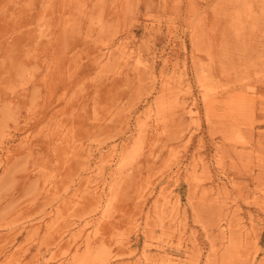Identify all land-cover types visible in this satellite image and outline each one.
I'll list each match as a JSON object with an SVG mask.
<instances>
[{
	"label": "rangeland",
	"instance_id": "1",
	"mask_svg": "<svg viewBox=\"0 0 264 264\" xmlns=\"http://www.w3.org/2000/svg\"><path fill=\"white\" fill-rule=\"evenodd\" d=\"M263 30L264 0H0V264H264Z\"/></svg>",
	"mask_w": 264,
	"mask_h": 264
},
{
	"label": "bare ground",
	"instance_id": "2",
	"mask_svg": "<svg viewBox=\"0 0 264 264\" xmlns=\"http://www.w3.org/2000/svg\"><path fill=\"white\" fill-rule=\"evenodd\" d=\"M234 1H235V0H234ZM8 2H9V1H8ZM83 2H84V0H83ZM228 3H229V2H228ZM233 3H234V2H233ZM233 3L230 2V4H232V5H233ZM235 4H236V2H235ZM247 4H248V3H247ZM84 5H85V4H84ZM244 5H245V4H244ZM75 6H76V5H75ZM227 6H229V5H227ZM223 8H224V7H223ZM226 9H227V8H226ZM224 12H225V11H224ZM252 12H253V11H252ZM226 13H228V12H226ZM98 14H99V13H98ZM98 14H97V15H98ZM227 15H228V14H227ZM223 16H224V15H223ZM228 16H229V15H228ZM89 17H90V16H89ZM95 17H96V16H95ZM97 17H98V16H97ZM99 17H100V16H99ZM101 17H102V16H101ZM101 17H100V19H101ZM221 18H222V17H221ZM223 19H225V17H224ZM101 20H102V19H101ZM244 20H245V19H244ZM90 21H92L91 18H90ZM94 21H95V20H94ZM94 21H92V22H94ZM225 22H226V21H225ZM245 22H246V21H245ZM228 23H229V22H228ZM49 24H50V23H49ZM100 24H102V23H100ZM104 25H105V24H104ZM234 26H235V25H234ZM96 27H97V26H96ZM225 27H227V26H225ZM246 28H247V27H246ZM42 29H43V28H42ZM44 29H46L45 26H44ZM99 29L102 30L101 27H99ZM226 29H227V28H226ZM226 29H225V32H226ZM238 29H240V28H238ZM256 29H257V28H256ZM36 30H37V29H36ZM90 31H91V30H90ZM97 31H98V30H97ZM201 31H202V30H201ZM222 31H224V30H222ZM257 31H258V30H257ZM263 31H264V30H263ZM98 32H99V31H98ZM100 32H102V31H100ZM204 32H205V31H204ZM227 32H228V31H227ZM234 32H235V31H234ZM238 32H239V31H238ZM259 32H260V31H259ZM43 33H44V32H43ZM255 33H256V32H255ZM262 33H263V32H262ZM88 34H89V33H88ZM90 34H91V33H90ZM90 34H89V36H90ZM233 34L235 35V33H233ZM193 35H194V34H193ZM223 35H225V34L223 33ZM239 35H240V33H239ZM239 35H238V36H239ZM255 35H257V34H255ZM44 36H45V35H44ZM96 36H97V35H96ZM96 36H95V37H96ZM98 36H99V33H98ZM221 36H222V34H221ZM227 36H228V35H227ZM231 36H232V35H231ZM238 36H237V37H238ZM232 37H233V36H232ZM200 38H201V37H200ZM233 38H235V37H233ZM257 38H258V37H257ZM257 38H255V39H257ZM260 38H263V37H260ZM31 39H32V38H31ZM196 39H198V38H196ZM226 39H227V38H226ZM255 39H254V40H255ZM263 39H264V38H263ZM263 39H262V40H263ZM206 40H207V39H205V41H206ZM231 40H232V39H231ZM234 40H235V39H234ZM202 41H203V40H202ZM205 41H204V42H205ZM226 41H227V40H226ZM226 41H225V42H226ZM236 41H237V38H236ZM238 41H239V39H238ZM246 41H247V40H246ZM259 41H260V40H259ZM259 41H258V42H259ZM204 42H203V43H204ZM206 42H207V41H206ZM206 42H205V43H206ZM208 42H209V41H208ZM214 43H215V42H214ZM231 43H232V42H230V44H231ZM197 44H198V43H197ZM209 44H210V43H209ZM225 44L227 45V43H225ZM230 44H229V45H230ZM232 45H233V44H232ZM232 45H231V46H232ZM194 46H196V45H194ZM210 46H211V45H209V48H210ZM214 46H215V45H214ZM215 47H216V46H215ZM227 47H228V46H227ZM204 48H205V47H204ZM209 48H207V49H209ZM219 48H220V47H219ZM237 48H239V47H237ZM201 49H203V48H201ZM221 49H222V48H221ZM229 49H232V48H229ZM210 50H211V49H210ZM23 51H24V50H23ZM219 51H220V50H219ZM239 51H240V50H239ZM28 52H29V51H28ZM201 52H202V51H201ZM237 52H238V51H237ZM26 53H27V52H26ZM207 54H208V53H207ZM25 55H26V54H25ZM25 55H24V56H25ZM26 56H27V55H26ZM210 56H211V58H212V55H210ZM221 56H222V55H221ZM214 57H215V56H214ZM225 57H226V56H225ZM225 57H223V60H224ZM7 58H9V57H7ZM221 58H222V57H221ZM11 59H12V58H11ZM11 59H9L8 61H10ZM208 59H209V58H208ZM56 60H57V59H56ZM209 60H210V59H209ZM216 60H217V59H216ZM11 61H12V60H11ZM11 61H10V63H11ZM16 61H17V59L15 60V62H16ZM221 61H222V60H221ZM125 62H126V61H125ZM209 62H211V61H209ZM217 62H218V61H217ZM209 64H210V63H209ZM12 65H13V63H12ZM9 66H10V65H9ZM5 67H6V66H5ZM209 67H210V66H209ZM9 68H10V67H9ZM205 68H206V67H205ZM207 68H208V67H207ZM213 69H215V68H213ZM6 71H7V70H6ZM206 71H207V70H206ZM208 71H210V70H208ZM213 71H214V70H213ZM214 72H215V71H214ZM214 72H213V73H214ZM10 73H11V71H10ZM209 73H210V72H209ZM209 73H208V74H209ZM230 73H231V72H230ZM215 74H216V73H215ZM206 75H207V74H206ZM206 75H205V78H207ZM209 75H210V74H209ZM10 76H11V75H10ZM202 76H204V75H202ZM229 76H230V75H229ZM199 77H200V76H199ZM208 77H209V76H208ZM220 77H221V76H220ZM229 78H230V77H229ZM229 78H228V79H229ZM238 78H239V77H238ZM199 79H201V78H199ZM207 79H208V78H207ZM256 79H257V78H256ZM263 79H264V78H263ZM204 80H206V79H204ZM204 80H203V81H204ZM208 81H209V80H208ZM212 81H213V80H212ZM212 81H211V82H212ZM237 81H238V79H237ZM261 81H262V80H261ZM263 81H264V80H263ZM206 82H207V81H206ZM218 82H219V81H218ZM202 84L204 85V83H202ZM220 84H221V83H220ZM209 85H210V84H209ZM211 86H212V85H211ZM214 86H215V84H214ZM222 86L224 87L223 83H222ZM212 87H213V86H212ZM218 87H219V86H218ZM210 88H211V87H210ZM206 97H207V96H206ZM213 100H214V99H213ZM216 104H218V103H216ZM206 110H207V109H206ZM213 111H214V110H213ZM262 112H263V111H262ZM206 115H207V114H206ZM112 116H113V115H112ZM156 116H158V115H156ZM157 118H158V117H157ZM209 124H210V123H209ZM196 125H197V124H196ZM141 133H142V131H141ZM180 133H181V132H180ZM190 133H191V132H190ZM177 135H178V134H177ZM180 135H181V134H180ZM180 135H179V137H180ZM173 136H174V135H173ZM173 136L170 137V138H173ZM189 136H190V135H189ZM174 137H175V136H174ZM188 138H189V137H188ZM142 139H143V138H142ZM142 139H141V140H142ZM175 139H176V138H175ZM175 139L173 138V140H175ZM141 140H140V141H141ZM173 140H172V141H173ZM176 141H177V140H176ZM176 141H175V142H176ZM143 142H145V141L143 140ZM143 142H142V143H143ZM152 142H153V141H152ZM173 142H174V141H173ZM212 142H213V141H212ZM147 143H148V142H147ZM139 144H140V142H139ZM143 144H144V143H143ZM139 146H140V145H139ZM215 149H216V148H215ZM136 150H137V149H136ZM141 150H142V148H141ZM72 151H73V150H72ZM175 151H176V150H175ZM174 153H176V152H174ZM170 154H171V153H170ZM175 155L177 156V154H175ZM171 156H172V155H171ZM176 156H175V157H176ZM74 157H75V155H74ZM172 158H173V157H172ZM169 161H170V160H169ZM260 193H262V192H260ZM262 195H264V194L262 193ZM112 196H113V195H111V197H112ZM108 199H110V198H108ZM107 201H108V200H107ZM110 201H111V199H110ZM110 201H109V202H110ZM110 203H111V202H110ZM108 204H109V203H108ZM110 205H111V204H110ZM107 206H108V205H107ZM174 206H175V205H174ZM106 208H107V207H106ZM107 209H108V208H107ZM107 209H105V211H106ZM108 210H109V209H108ZM105 211H104V213H105ZM47 215H48V214H47ZM107 215H108V214H107ZM250 220H251V219H250ZM202 224H203V223H202ZM228 226H229V225H228ZM229 229H230V228H229ZM229 229H228V230H229ZM219 230H220V229H219ZM243 238H244V237H243ZM231 245H232V244H231ZM233 245H234V244H233ZM229 247H230V246H229ZM45 263H46V262H45ZM38 264H39V263H38ZM174 264H175V263H174Z\"/></svg>",
	"mask_w": 264,
	"mask_h": 264
}]
</instances>
